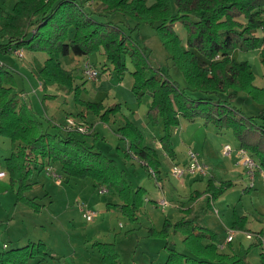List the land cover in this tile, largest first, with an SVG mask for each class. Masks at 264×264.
Masks as SVG:
<instances>
[{
  "label": "trees",
  "instance_id": "1",
  "mask_svg": "<svg viewBox=\"0 0 264 264\" xmlns=\"http://www.w3.org/2000/svg\"><path fill=\"white\" fill-rule=\"evenodd\" d=\"M85 3L88 7L98 3L100 8H87ZM109 13L133 17L137 23L123 26L103 18ZM141 23L154 28L167 58L182 72L185 87L176 83L169 70L150 64L148 55L132 37ZM178 25L185 31V39L177 32ZM261 31L264 0H153L150 5L147 0H15L9 12L0 7V50L45 52L47 59L43 64L35 63L34 69L43 88L55 85L59 90L74 93L75 102L100 114L99 105L84 103L87 101L76 96L81 87L61 59L71 53L88 59L99 52L119 75L129 70V61L133 66L134 92L150 97L149 122L154 126L162 123L160 140L167 152L171 151L173 132L182 120L202 118L216 128L231 130L238 147L247 150L264 169V84H253L251 65L239 58L240 52L259 49L264 65ZM14 81L11 71L1 65L0 136L16 144L4 165L11 183L16 184L17 194L23 196V191L30 188L28 180L34 170L50 165L62 179L89 178L113 189L120 200L114 206L131 221L135 220L144 190L131 185L115 158L96 147L95 137L88 143L85 134L49 131L27 103L17 97ZM238 93L257 103L258 114H245L236 104ZM104 118L100 115L102 121ZM119 130L118 135L126 141L125 154L134 155L157 173L159 157L144 144L143 131L130 120ZM215 182L210 178L206 189L212 202L232 185L230 181H221L217 187ZM239 224L236 221L233 227L242 229ZM170 229L184 236L186 250L167 247L162 264H253L246 248L232 253L224 251L218 234L195 219L182 217L174 223L166 220L163 229L152 234L165 237ZM259 235L263 241L257 244L264 247V227ZM95 244L104 264H120L113 243ZM49 257L46 245L37 241L0 252V264H30L36 259L35 264H39ZM259 264H264V250Z\"/></svg>",
  "mask_w": 264,
  "mask_h": 264
},
{
  "label": "rangeland",
  "instance_id": "2",
  "mask_svg": "<svg viewBox=\"0 0 264 264\" xmlns=\"http://www.w3.org/2000/svg\"><path fill=\"white\" fill-rule=\"evenodd\" d=\"M152 2L153 0H147L148 5ZM88 5L85 3L87 8L94 5L100 8L98 3H92L89 7ZM103 18L119 22L123 26H134L137 23L133 17L119 13H109ZM176 29L178 34L185 39L186 34L183 28L178 25ZM132 37L148 55L153 67L169 70L170 75L180 87L186 86L182 72L167 58L168 54L150 24H139ZM260 37L264 44V31L261 32ZM23 53V57H18L13 52L1 51L0 62L8 65L4 68H11L15 80L14 90L16 88L27 96L29 95L31 101L33 100V112L37 118L43 117L45 123L48 118L51 119V114L47 115V105L66 111L65 117L61 116L57 119L60 124L70 128L77 124L82 131L73 132L85 134L88 143L91 139H96V147L109 157L115 158L119 168L126 173L128 180L144 188L146 192L144 197L156 202L160 198H166L170 202L168 201L166 206L157 207H153L151 202H145L137 214V220L131 222L120 211L106 207L107 202H112L111 192L104 195L97 194L95 190L89 193H77L76 190L69 189V185L56 184L50 176L40 174L38 176L40 185L43 183L45 191L48 192V195L44 196L43 191L38 192L37 174H35L33 178L35 182L32 188L30 186L31 190L30 188L24 190L23 196L16 194L19 199L17 204H15V197H11L10 194L0 195V252L40 240L45 243L48 253L52 256L45 261L46 264H104L95 244L96 241H101L114 244L119 253L118 262L120 264H162L168 253L167 247L185 251L183 236L179 232H171L167 237L148 233L151 227L156 230L162 228L166 211L173 210L170 207L173 201L169 195L164 193L165 197L163 196L164 191L160 187L162 183L149 172V168L141 165L140 160L125 156L126 141L115 134L125 126L127 120H130L143 131L144 138L146 134L150 135L149 132L163 135L161 122L155 126L149 122L147 110L150 97L147 95L141 97L134 92V79L131 75L133 66L130 62L128 61L129 70L119 75L113 70L112 65L106 62L105 56L99 52L92 54L88 59L75 56L73 53L61 59L64 68L72 72L75 76L74 82L81 87L76 96L87 101L84 103L99 105L97 111L100 114H98L95 112L96 109L87 108L86 105L75 102L74 93H67L63 90L60 91L66 93V101L60 99V95L50 88H37L40 95L38 98L34 93V88L37 87L35 81L38 80L34 74L35 64L33 65V59L28 50H23ZM43 53L35 51V56L39 61L37 62L40 64H43L48 57L45 52ZM239 58L249 62L254 73L253 84L262 87L264 65L259 57V49L240 52ZM86 62L95 65H93L96 69L95 77L89 78L85 75L83 65ZM237 97L239 101H236V104L245 114H258L257 107L259 106L250 97L247 98L243 93H238ZM42 101H44L43 105ZM100 115L105 117L103 121ZM178 128L179 131L173 136L178 160L175 164L183 166L187 162L186 160L184 163L185 158L188 159V150L191 149L199 153L200 159L207 164L208 171V176L203 178L199 175L198 179L188 184L185 189H181L182 185H178V181L182 179L180 181L182 183L196 175L185 174L181 179H176L169 174L170 183L181 189L178 201L185 202L183 198L189 194L190 196L193 194V200H195L197 195L195 191L204 192L207 189L211 174H216V177L220 178L222 165H227V160L222 157V146L229 144L235 150L239 142L231 130L216 128L211 123H205L202 118H195L192 121L182 120ZM152 138H149L150 146H154ZM9 143L7 138L0 136V167H2L5 156L3 150ZM157 154L161 157L159 151ZM239 171H242L241 168ZM240 175L238 179L235 178L233 187L218 194L213 199V205L210 203L206 211H197L198 213L196 212L193 218L198 224L216 232L221 239L225 240V244H229L228 247L235 248V252L240 251L242 247L246 248L249 252L248 260L253 264H259L264 247L256 241H258L259 231L264 227V178L259 170L255 172L253 180L247 173ZM215 185L219 187L220 183ZM8 189L12 192L11 187ZM92 195V200L87 201ZM34 200L35 203H33ZM77 202L86 203L89 208L97 211L93 222L82 219ZM30 203L34 204L33 207ZM205 203L206 201L202 202L203 208ZM174 211L176 215L172 217L173 220L177 221L184 216L183 210L182 212L176 209ZM236 221H240L239 225H242V229L233 227ZM133 228L134 230L130 232ZM235 230L241 231L242 234ZM230 231H233L232 239L228 242L226 239L231 235ZM246 233L251 234L252 237L247 238ZM2 242L5 243L6 248L2 247ZM228 247H226L227 250Z\"/></svg>",
  "mask_w": 264,
  "mask_h": 264
},
{
  "label": "crops",
  "instance_id": "3",
  "mask_svg": "<svg viewBox=\"0 0 264 264\" xmlns=\"http://www.w3.org/2000/svg\"><path fill=\"white\" fill-rule=\"evenodd\" d=\"M14 2H15V0H0V7H2L5 11H7V12H9V11H11V9H12V7H13V5H14ZM262 32V31H261ZM261 32H259V36H260V34H261ZM1 42H3V41H0V43ZM23 50H25V49H23ZM2 50H0V52H1ZM3 52H11L10 50H8V51H3ZM30 52V55H31V57H32V59H33V65L35 64V63H38L39 61L37 60V58H36V54H35V52H31V51H29ZM42 54H44L43 52H42ZM38 61V62H37ZM2 65H3V67H5V65L6 66H8L5 62H2ZM8 70L9 71H11V73H12V75H13V77H14V74H13V72H12V70H11V68H9L8 67ZM35 82H37V87L36 88H34V93H36V95H37V97L38 98H40V95H39V93H38V90H37V88H41V89H44L43 87H42V84H41V82H40V80L38 79L37 81H35ZM46 89H48V88H50V89H52V91H54L55 93H57L58 95H60V99H64L65 101H66V98H65V95H66V93H64V92H62V91H60L55 85H50V86H47V87H45ZM82 88H85V87H82ZM22 91H24V90H22ZM14 92L17 94V97L19 98V99H21V100H24V102H26L27 103V105L31 108V110L33 111V107H34V102H33V100L31 101L30 100V97H28L25 93H23V92H20V91H18V90H16V88H15V90H14ZM31 93V92H30ZM55 96H57V95H55ZM42 103V105H43V103H44V101H42L41 102ZM46 106V105H45ZM44 107V106H43ZM46 111H47V115L49 116L50 114H51V119H49L48 118V120H47V123H45V121H44V119H40L42 122H43V124H44V126L46 127V128H48V130L49 131H51V132H56V130H60L61 131V133H66L67 131H65V129H64V127H63V125L62 124H60L59 122H58V120L57 119H59L61 116H66L67 115V112L66 111H63L62 109H57V107L56 106H49V105H47L46 106ZM83 115V114H82ZM86 115V114H85ZM84 115V116H85ZM181 124V123H180ZM179 131V128L177 127V128H175V130H174V132H173V135H172V139H171V141H170V149H171V151H170V153L169 152H167V150L166 149H164L163 148V146H162V142H161V140H160V138H161V136L162 135H156V134H154V132H149L150 133V135H147L146 134V137L144 138V144L145 145H147L148 147H151V148H153L156 152H160V155H161V157H159V155H158V157H159V166H158V172L157 173H155L154 171V173H152L151 171H150V169L151 168H149V172L153 175V176H155V178L159 181V182H161L160 184V187L163 189V191L164 192H162L163 193V196L165 197V195H169V197L171 198V200L173 201V203L170 205V207H172V209L173 210H171V211H166V215H165V218L163 219L164 221H163V225H162V228L160 229V230H162L163 229V227H164V222L167 220V221H169L170 223H174V222H176L175 220H173L172 219V217H174L176 214L174 213L175 211V209L176 210H179V211H181L182 212V210H183V212H185V213H183L184 214V216L183 217H189V218H192V219H194L193 217L195 216V213L198 211H206V209H208L209 207H210V203H212V205H213V202H209V199H208V195H209V193L207 192V190L205 191V192H199V191H195V193L196 194H199L198 195V197H196L195 198V200H193V194H191V196H190V194H189V196H187L186 198H183V200L186 202V201H188V200H190V202H179L178 201V199H179V197H180V190L181 189H185L186 187H187V185L188 184H190L191 182H193L194 180H197L198 179V177H199V175H196V176H194V177H192V178H189V179H186V180H184L182 183H180V181H182V179L180 180V181H178V185H182V187H181V189H179V187L177 188V187H175L174 185H172L171 183H170V181H169V174H171V172L169 171V170H171V167L170 166H172L173 164H177L178 162V160H177V153H176V150H175V144H174V142H173V136L175 135V134H177V132ZM115 134H116V136H118L119 138H121L116 132H115ZM1 137H3V136H1ZM150 137H153L152 138V141H153V145L154 146H150V144H149V138ZM96 138V137H95ZM122 139V138H121ZM9 140V139H8ZM92 140L93 139H91L89 142L91 143L92 142ZM10 141V140H9ZM15 147H16V144L15 143H12V142H10L9 144H8V146H7V148H5L3 151H4V153L5 154H3V155H5L4 156V159H3V162H2V167H0V170H2V171H4L5 172V175L3 176V177H0V195H2V196H7V195H9L10 194V196L11 197H15V199H16V201H15V204H17L18 202H19V199L17 198V192H16V184H12L11 183V181H10V179H9V175H8V173L6 172V169H5V165H4V160H5V158L6 157H8L14 150H15ZM7 150V151H6ZM236 150V149H235ZM235 153V154H234ZM233 154H231L229 157H224V156H222L224 159H226L227 160V165H222V172L220 173L221 174V176H220V178H217L216 177V174L215 175H213V174H211V177L210 178H214L215 180H216V182L215 183H219V182H221V181H230V182H232V185H231V187H233L234 186V184L233 183H235V181H236V179H238V177L240 176L241 177V175L240 174H244V173H246L245 172V170H244V168L242 167V166H240L238 163H237V159H238V157H237V155H236V152H234ZM125 156H127V157H129V156H132V158H136L137 160H139L137 157H135L134 155H126L125 154ZM160 158H162V159H160ZM186 158H185V160H184V163L186 162ZM141 161V160H140ZM202 161V160H201ZM203 163H204V161H202ZM140 164L141 165H144V163L141 161L140 162ZM205 165H207L206 163H204ZM145 166V165H144ZM58 171H60V166L59 165H56V166H54ZM239 168H241V172L239 171ZM209 170H210V168H209ZM213 171V170H212ZM244 171V173H242ZM240 172V173H239ZM35 174H37V179H36V187H37V189H38V192L39 193H41L42 191H43V195L45 196V195H48V192L47 191H45V189H44V186L45 185H43V183L40 185V180H39V178H38V176L40 175V174H46L45 173V171H44V169L42 170V169H37V170H34V172H33V174H32V178L30 177V179H31V182H30V179L28 180V183H30V185H31V188H32V185H33V182H35L34 180H33V178H34V176H35ZM47 175V174H46ZM125 175H126V173H125ZM206 176H208V175H205V176H201V177H206ZM64 177V179H63V181L61 182V183H59V184H67V185H69L70 186V188L69 189H72V190H76V192L77 193H80V192H87V193H89L90 191H94L95 190V192H97V194H100V195H104V194H106V193H110L111 194V196H112V202H107L106 203V207H108V208H114L115 210H118L119 211V209L116 207V206H114V204H118L119 202H120V200H119V197H118V195H117V193L113 190V189H111V188H108L107 187V191L106 192H104V193H99L98 192V189L100 188V187H102V185H99V184H96L93 180H91V179H89V178H75V177H70V178H68V177H65V176H63ZM126 178H127V176H126ZM137 178H139V176H137ZM236 178V179H235ZM127 180H128V178H127ZM130 183H131V185L133 186V187H141L143 190H144V188L142 187V186H139V185H135V184H133V182L131 181V180H128ZM168 182V183H166V182ZM184 182H186V183H184ZM57 184V183H56ZM9 187H11L12 188V192L8 189ZM103 187H105V186H103ZM31 188H30V190H31ZM229 189V188H228ZM226 191V190H225ZM224 191V192H225ZM1 192H4L3 194L1 193ZM10 192V193H9ZM144 193L146 194V192L144 191ZM164 193H165V195H164ZM10 197V198H11ZM92 197H93V195L90 197L89 196V198L87 199V201H89L90 202V200H92ZM167 197V196H166ZM30 199V198H29ZM34 199V198H33ZM161 199H163V200H166V198H160L159 200H161ZM158 200V201H159ZM77 201V199L75 200V202ZM86 201V202H87ZM158 201L156 202L155 200H152L151 198H146V196L144 197V194H143V202H142V204H141V206H143V204L145 203V202H151V204H152V206L153 207H157V206H159V203H158ZM167 202L169 201V200H166ZM204 201H206V203H205V205H204V208H203V206H202V202H204ZM170 202V201H169ZM168 202V203H169ZM33 203H35V200H34V202ZM33 203H30V205L33 207ZM78 203V202H77ZM199 204V205H198ZM89 205V204H88ZM141 206L139 207V209L136 211V218H135V220H133V221H131L129 218V220L131 221V222H134V221H136L137 220V214H138V212H139V210L141 209ZM89 207V206H88ZM79 208V207H78ZM5 210V209H4ZM197 212V213H198ZM82 217V216H81ZM171 217V218H170ZM83 219V218H82ZM93 222V221H92ZM121 224V223H120ZM119 224V225H120ZM122 225V224H121ZM120 225V226H121ZM134 230V228L133 229H131L130 230V232L131 231H133ZM160 230H156L154 227H151V228H149V234H152L153 232H158V231H160ZM235 231H237V230H235ZM129 232V231H128ZM171 232H177V231H174V230H172V229H170L169 231H168V234H167V236L171 233ZM239 234H242L241 233V231H237ZM180 233V232H179ZM6 235V234H5ZM244 235V234H243ZM167 236H165V237H167ZM183 236V235H182ZM184 237V236H183ZM182 240H183V238H182ZM222 241V244H224L223 246V250L224 251H227V252H235L234 251V247L233 246H230V247H228L229 246V244H225V240H223V239H221ZM40 241V240H39ZM96 242H98V241H96ZM95 242V243H96ZM99 242H101V241H99ZM257 242V241H256ZM259 242V241H258ZM28 243H30V242H28ZM27 243V244H28ZM106 243V242H105ZM107 243H110V242H107ZM45 244V243H44ZM5 246V243L4 242H2V247L3 248H6V247H4ZM23 246V245H22ZM20 247V246H19ZM226 247H228L229 249L227 250L226 249ZM51 255V254H50ZM52 257V256H51ZM248 257H249V255H248ZM37 260V259H36ZM36 260H34V261H31L30 262V264H35V262H36ZM45 261H47V260H44V261H42V262H40L39 264H46V262Z\"/></svg>",
  "mask_w": 264,
  "mask_h": 264
},
{
  "label": "built area",
  "instance_id": "4",
  "mask_svg": "<svg viewBox=\"0 0 264 264\" xmlns=\"http://www.w3.org/2000/svg\"><path fill=\"white\" fill-rule=\"evenodd\" d=\"M12 52L18 56L23 57V51L20 49H14ZM2 63L0 62V66ZM83 70L85 75H87L89 78H93L96 75V69L88 62H86L83 65ZM72 125L74 123H71ZM74 127L70 128L66 125L63 126L65 131H82L79 127L76 125H73ZM233 152H236V155L238 157V163L244 168L245 172L249 175V178L251 180L255 177V172L259 170L262 177L264 178V169L260 168L255 161V159L242 147H238L236 150L232 149V147L229 144H224L222 146V155L224 157H229ZM188 159L187 162L183 166H178L176 164H173L171 166V175L176 179H181L185 174H191V175H200L205 176L207 175V165H205L201 159L198 152H195L194 150L189 149L188 150ZM45 173L50 176L53 181L57 184L61 183L63 181L61 175L50 165L45 166L44 168ZM152 173L153 170L150 169ZM5 172L0 170V177L4 176ZM107 191L106 187H100L98 189L99 193H104ZM212 202V201H211ZM160 206H166L168 205V202L166 200H159L158 201ZM79 211L81 213L82 218L87 222H92L95 217L97 216V211L94 209H91L87 206L86 203L78 202ZM121 225V224H120ZM231 235L227 237V241L229 242L232 239V233L233 231H230ZM247 238H251L252 235L249 233H246ZM258 241H263L262 237L260 235H257ZM223 245H220L222 247Z\"/></svg>",
  "mask_w": 264,
  "mask_h": 264
}]
</instances>
